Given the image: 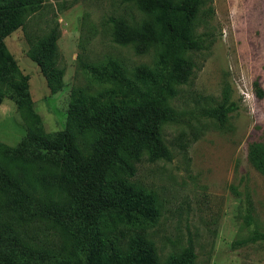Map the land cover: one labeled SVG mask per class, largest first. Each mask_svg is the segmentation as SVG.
I'll return each mask as SVG.
<instances>
[{"label": "trees", "instance_id": "1", "mask_svg": "<svg viewBox=\"0 0 264 264\" xmlns=\"http://www.w3.org/2000/svg\"><path fill=\"white\" fill-rule=\"evenodd\" d=\"M37 1L0 0V102L3 96L11 98L21 114L31 98L3 38L23 23ZM124 1H133L153 19L136 26L121 16L109 17L112 40L133 44L138 53L157 45L154 67L128 69L115 58L96 64L80 60L94 82L109 86L94 94L73 89L63 130L46 134L29 124L15 145L0 143V264H196L191 239L160 260L146 232L159 214L156 199L131 177L143 154L151 161L171 159L162 124L176 118L168 96L189 80L190 53L206 41L196 31L203 0ZM56 39L52 28L29 49L53 92L64 72ZM233 109L232 102L220 103L204 113L222 123ZM85 134L91 139L84 141ZM247 159L264 178V130L262 141L249 144ZM36 190L46 201L33 197ZM246 203L248 218V198ZM43 223L70 239L68 257L51 248L56 242ZM254 240H264V232L254 230L245 241Z\"/></svg>", "mask_w": 264, "mask_h": 264}, {"label": "rangeland", "instance_id": "2", "mask_svg": "<svg viewBox=\"0 0 264 264\" xmlns=\"http://www.w3.org/2000/svg\"><path fill=\"white\" fill-rule=\"evenodd\" d=\"M115 16L136 26L153 19L133 1L38 0L23 23L3 38L26 77L31 105L21 114L11 98L2 97L0 143L15 145L29 124L46 134L63 130L73 89L94 94L109 86L94 82L80 60L96 64L115 58L128 69L154 67L157 45L138 53L133 44L113 42L108 18ZM196 24V31L205 34L204 47L190 53L194 67L189 80L168 96L177 116L162 124L171 159L151 161L143 154L131 181L156 199L159 214L146 232L162 262L191 239L196 264H264V240L245 241L254 230L264 232V178L247 159L249 144L262 141L264 130V0H203ZM52 28L57 62L64 70L54 92L29 51ZM230 102L234 109L222 123L204 113ZM32 193L46 201L39 190ZM41 226L56 242L51 248L68 257L70 239ZM38 237L43 239L42 233Z\"/></svg>", "mask_w": 264, "mask_h": 264}, {"label": "crops", "instance_id": "3", "mask_svg": "<svg viewBox=\"0 0 264 264\" xmlns=\"http://www.w3.org/2000/svg\"><path fill=\"white\" fill-rule=\"evenodd\" d=\"M236 1H238V0H236ZM233 3H234V1H233Z\"/></svg>", "mask_w": 264, "mask_h": 264}]
</instances>
